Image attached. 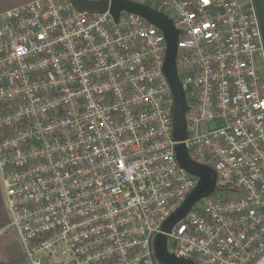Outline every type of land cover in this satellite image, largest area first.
<instances>
[{
	"label": "built area",
	"instance_id": "2783aa9c",
	"mask_svg": "<svg viewBox=\"0 0 264 264\" xmlns=\"http://www.w3.org/2000/svg\"><path fill=\"white\" fill-rule=\"evenodd\" d=\"M112 1V0H108ZM179 30L183 141L215 192L174 225L196 264H264V55L252 2L130 0ZM167 41L146 18L33 0L0 13V177L31 264H161L198 178L177 160ZM206 125V129L203 126Z\"/></svg>",
	"mask_w": 264,
	"mask_h": 264
},
{
	"label": "water",
	"instance_id": "95a60500",
	"mask_svg": "<svg viewBox=\"0 0 264 264\" xmlns=\"http://www.w3.org/2000/svg\"><path fill=\"white\" fill-rule=\"evenodd\" d=\"M79 8L86 11L106 12L118 19L122 11L138 14L159 27L165 35L167 41V53L164 64V73L170 83L174 96V140L177 160L180 166L188 173L198 178L195 189L187 196L185 201L176 211L163 223L162 232L156 236L154 243L155 256L161 264H196L192 260L176 257L168 250V237L165 233L171 232L172 228L178 223L203 197L215 192L217 187V173L209 165L195 161L183 142L187 137L186 111L188 109L186 93L181 82L176 66L178 54L179 30L176 28L171 17L155 8L133 2L130 0H75Z\"/></svg>",
	"mask_w": 264,
	"mask_h": 264
},
{
	"label": "crops",
	"instance_id": "0c3cea01",
	"mask_svg": "<svg viewBox=\"0 0 264 264\" xmlns=\"http://www.w3.org/2000/svg\"><path fill=\"white\" fill-rule=\"evenodd\" d=\"M33 0H0V13ZM240 3L252 2L260 21L264 43V0H239ZM256 66L264 76V55L257 56ZM10 214L0 177V264H31L26 256L22 242L12 227H9Z\"/></svg>",
	"mask_w": 264,
	"mask_h": 264
},
{
	"label": "trees",
	"instance_id": "16d2710c",
	"mask_svg": "<svg viewBox=\"0 0 264 264\" xmlns=\"http://www.w3.org/2000/svg\"><path fill=\"white\" fill-rule=\"evenodd\" d=\"M156 9L160 12H164V8L157 6Z\"/></svg>",
	"mask_w": 264,
	"mask_h": 264
},
{
	"label": "rangeland",
	"instance_id": "374dc122",
	"mask_svg": "<svg viewBox=\"0 0 264 264\" xmlns=\"http://www.w3.org/2000/svg\"><path fill=\"white\" fill-rule=\"evenodd\" d=\"M203 129H206V125L203 126Z\"/></svg>",
	"mask_w": 264,
	"mask_h": 264
}]
</instances>
